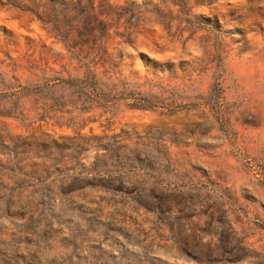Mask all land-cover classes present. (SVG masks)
Wrapping results in <instances>:
<instances>
[{
	"label": "rangeland",
	"instance_id": "1",
	"mask_svg": "<svg viewBox=\"0 0 264 264\" xmlns=\"http://www.w3.org/2000/svg\"><path fill=\"white\" fill-rule=\"evenodd\" d=\"M93 2L101 82L0 0V264H264V0Z\"/></svg>",
	"mask_w": 264,
	"mask_h": 264
},
{
	"label": "trees",
	"instance_id": "2",
	"mask_svg": "<svg viewBox=\"0 0 264 264\" xmlns=\"http://www.w3.org/2000/svg\"><path fill=\"white\" fill-rule=\"evenodd\" d=\"M28 1L30 8L27 10L67 44L66 49L81 69L82 78H93L98 82L111 78L105 40L112 23L107 15L97 11L93 0H52L59 1V9L40 4L41 0ZM89 41L91 44L88 45ZM77 78L72 77V80ZM98 91L102 92V88Z\"/></svg>",
	"mask_w": 264,
	"mask_h": 264
}]
</instances>
